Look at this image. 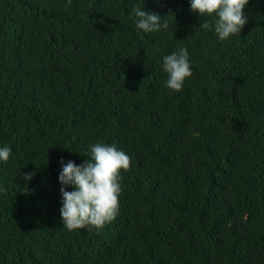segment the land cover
Wrapping results in <instances>:
<instances>
[{
    "label": "trees",
    "instance_id": "trees-1",
    "mask_svg": "<svg viewBox=\"0 0 264 264\" xmlns=\"http://www.w3.org/2000/svg\"><path fill=\"white\" fill-rule=\"evenodd\" d=\"M133 7L169 28L137 30ZM242 11L221 42L188 0H0V264H264V0ZM95 142L130 157L119 208L69 231L59 160Z\"/></svg>",
    "mask_w": 264,
    "mask_h": 264
},
{
    "label": "clouds",
    "instance_id": "clouds-1",
    "mask_svg": "<svg viewBox=\"0 0 264 264\" xmlns=\"http://www.w3.org/2000/svg\"><path fill=\"white\" fill-rule=\"evenodd\" d=\"M70 3V0H68ZM249 0H188L189 9L198 18L211 17L214 21V35L221 42L240 33L247 22L242 11ZM135 28L143 33L164 31L169 28V20L155 11H145L144 7H133ZM202 28L209 24L203 20ZM161 71L166 74L164 86L170 90L181 91L185 80L192 75L189 52L186 47L164 55ZM11 147L0 146V162L9 160ZM88 159L81 164L61 157L58 182L61 187L59 214L61 224L69 230L85 226L97 230L114 219L119 208L121 191L120 173L130 164V157L115 144L95 142L88 145ZM33 172L24 173L30 180ZM71 188V190H67Z\"/></svg>",
    "mask_w": 264,
    "mask_h": 264
}]
</instances>
